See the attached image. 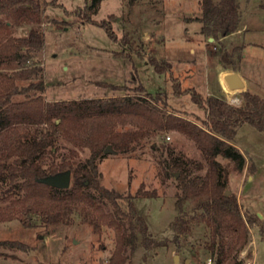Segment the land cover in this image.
Returning a JSON list of instances; mask_svg holds the SVG:
<instances>
[{
  "label": "trees",
  "instance_id": "obj_1",
  "mask_svg": "<svg viewBox=\"0 0 264 264\" xmlns=\"http://www.w3.org/2000/svg\"><path fill=\"white\" fill-rule=\"evenodd\" d=\"M101 1L89 0L82 17L86 23L102 27L116 41L109 21L97 22L90 17ZM49 5L62 6L59 0H0V222L17 219L25 227H45L68 225L80 216L94 233L100 234L104 227L113 230L115 243L107 264H128V252L137 243L144 249L165 244L151 234L134 205L135 197H154L155 191L139 187L132 195L104 186L100 183L97 159L104 156L107 145L127 152L144 136L178 131L195 143L204 156L206 170L203 175L192 173L185 159L173 157L169 146L162 144L171 156L165 176L179 173L178 213L170 222L174 240L190 234L196 224H204L208 229L205 246L214 264H226L237 257L233 252L237 254L247 244L252 226L259 227L264 243V226L259 225L255 215L242 212L232 191L227 193L229 171L217 159L221 156L229 160L235 171L244 168L246 157L231 141L244 123L264 132V98L245 89L240 94L241 103L236 105L222 97L202 96L193 87L181 90L175 84L174 95H188L204 112L202 125L171 114L166 93L149 92L143 85L134 87V94L105 99L46 100L44 67L35 56L45 45V33L39 25ZM199 5L201 14L196 20L206 38L220 43L225 35L238 30L237 0H200ZM22 25L29 26L27 32L14 34ZM128 37L124 34L120 44L134 51ZM220 49L223 69L236 70L233 55L240 48ZM124 54L129 56L127 51L117 53ZM149 62L156 73L170 74L169 61L151 55ZM24 81L27 83L18 84ZM102 86L128 89L109 82ZM132 121L141 124V129L117 130V126ZM61 137L86 146V160L74 159L78 151L72 148L59 159ZM196 166L203 168L200 162ZM64 170L70 171L68 188L59 189L39 181ZM14 245L23 246L17 241L0 240V246ZM235 264H240V260Z\"/></svg>",
  "mask_w": 264,
  "mask_h": 264
},
{
  "label": "rangeland",
  "instance_id": "obj_2",
  "mask_svg": "<svg viewBox=\"0 0 264 264\" xmlns=\"http://www.w3.org/2000/svg\"><path fill=\"white\" fill-rule=\"evenodd\" d=\"M59 2L62 6H46L39 25L45 33V45L35 59L44 67L46 100L105 99L134 94L132 89L143 85L149 92L166 93L171 114L202 125L204 112L188 95H174L175 84L181 90L193 87L202 96L222 97L236 105L241 103L240 94L245 89L264 98V0H237L238 30L225 35L220 43L200 33L196 20L201 14L200 0H103L90 17L97 22L109 21L116 41L99 25L85 22L82 13L89 0ZM28 28L22 25L13 33L23 35ZM124 34L132 41L134 51L120 44ZM220 46L228 51L240 48L233 55L236 70L223 69ZM122 51L129 52V56L117 55ZM151 55L169 61L170 74L156 73L149 62ZM234 71L245 80L242 89L231 90L224 83L223 76ZM103 82L128 89L104 87ZM234 98L237 102L232 101ZM141 127L132 121L117 126V130ZM231 142L246 154L247 160L239 172L229 160L217 157L229 171V192L234 193L243 213L255 215L259 225L264 226V132L244 123ZM162 144L169 146L173 157L185 159L192 173L205 174L204 156L192 140L178 131L144 136L127 152L115 150L97 159L100 183L104 186L132 195L139 187L155 191L154 197H135L134 205L151 234L165 244L144 249L137 243L128 252V264H206L210 256L205 246L208 229L204 224H196L190 234L180 235L177 240L173 238L170 222L178 213L179 173L165 176L171 156ZM70 148L78 151L76 160L84 161L89 155V149L81 142L61 137L58 158L67 156ZM199 162L202 169L196 166ZM258 229H249L247 244L237 254L233 252L237 257L226 264H235L236 260L240 264H264V243ZM0 240L23 245L0 246V264H107L115 243L113 230L104 227L100 234L94 233L80 216L68 225L45 227H25L17 219L0 222Z\"/></svg>",
  "mask_w": 264,
  "mask_h": 264
},
{
  "label": "water",
  "instance_id": "obj_3",
  "mask_svg": "<svg viewBox=\"0 0 264 264\" xmlns=\"http://www.w3.org/2000/svg\"><path fill=\"white\" fill-rule=\"evenodd\" d=\"M212 39V38H211ZM224 83L226 84L227 88L231 90H237L242 89L244 86L243 80L240 78L239 73L234 72H228L223 76ZM104 153H114L115 150L110 146H106V148L103 151ZM41 183H45L49 186L55 187V188H68L70 186L71 182V176L69 170L60 171L59 173L50 174L44 176V178L39 179ZM229 193V191H227ZM177 258L176 256H174Z\"/></svg>",
  "mask_w": 264,
  "mask_h": 264
},
{
  "label": "built area",
  "instance_id": "obj_4",
  "mask_svg": "<svg viewBox=\"0 0 264 264\" xmlns=\"http://www.w3.org/2000/svg\"><path fill=\"white\" fill-rule=\"evenodd\" d=\"M232 101H233V102H235V101L237 102V99L234 98ZM206 264H214V263H212V259H211L210 257H208V258H207V261H206ZM247 264H250V262L247 261Z\"/></svg>",
  "mask_w": 264,
  "mask_h": 264
},
{
  "label": "crops",
  "instance_id": "obj_5",
  "mask_svg": "<svg viewBox=\"0 0 264 264\" xmlns=\"http://www.w3.org/2000/svg\"><path fill=\"white\" fill-rule=\"evenodd\" d=\"M239 76H240V74H239ZM240 78L243 80V83L245 84V80H244V78L243 77H241L240 76ZM238 148V147H237ZM239 149V148H238ZM240 150V149H239ZM240 152L242 153V154H244L241 150H240ZM245 155V157H246V154H244ZM246 160H247V157H246Z\"/></svg>",
  "mask_w": 264,
  "mask_h": 264
}]
</instances>
